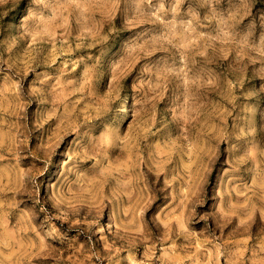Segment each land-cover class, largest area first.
<instances>
[{
    "label": "rangeland",
    "instance_id": "1",
    "mask_svg": "<svg viewBox=\"0 0 264 264\" xmlns=\"http://www.w3.org/2000/svg\"><path fill=\"white\" fill-rule=\"evenodd\" d=\"M0 264H264V0H0Z\"/></svg>",
    "mask_w": 264,
    "mask_h": 264
},
{
    "label": "bare ground",
    "instance_id": "2",
    "mask_svg": "<svg viewBox=\"0 0 264 264\" xmlns=\"http://www.w3.org/2000/svg\"><path fill=\"white\" fill-rule=\"evenodd\" d=\"M126 107V106H125ZM42 244V243H41ZM48 255V254H47Z\"/></svg>",
    "mask_w": 264,
    "mask_h": 264
}]
</instances>
